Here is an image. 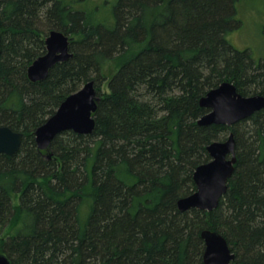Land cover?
<instances>
[{
  "label": "trees",
  "instance_id": "1",
  "mask_svg": "<svg viewBox=\"0 0 264 264\" xmlns=\"http://www.w3.org/2000/svg\"><path fill=\"white\" fill-rule=\"evenodd\" d=\"M97 1L0 0V126L24 134L17 153H0V252L13 264H205L209 228L232 264H264V108L232 126L198 123L201 98L224 81L264 94V60L228 39L242 0ZM53 29L73 56L32 81ZM90 80L94 132L68 130L39 149L35 130ZM231 133L238 160L218 207L181 211L207 146Z\"/></svg>",
  "mask_w": 264,
  "mask_h": 264
},
{
  "label": "water",
  "instance_id": "2",
  "mask_svg": "<svg viewBox=\"0 0 264 264\" xmlns=\"http://www.w3.org/2000/svg\"><path fill=\"white\" fill-rule=\"evenodd\" d=\"M70 36L53 29L46 38L47 50L37 57L28 68L32 81L45 79L50 69L58 62L73 56L70 49ZM2 52V27L0 25V53ZM100 97L94 80L86 82L71 93L60 104L55 113L35 130V140L39 149L49 150L55 137L65 131L91 134L96 128L95 112ZM200 103L209 109L198 119L199 125H234L264 108V94L243 95L231 81H224L210 89ZM23 132L9 126H0V153L13 155L20 150ZM211 159L197 166L194 180L197 189L178 200V208L188 211L192 208L212 211L228 190L238 160L235 134L225 140H215L207 146ZM205 240V264H232L235 253L227 239L217 230L206 228L202 231ZM0 264H13L9 256L0 252Z\"/></svg>",
  "mask_w": 264,
  "mask_h": 264
},
{
  "label": "rangeland",
  "instance_id": "3",
  "mask_svg": "<svg viewBox=\"0 0 264 264\" xmlns=\"http://www.w3.org/2000/svg\"><path fill=\"white\" fill-rule=\"evenodd\" d=\"M100 1V2H99ZM96 3L99 8H107L111 5V0H99ZM113 1V0H112ZM107 3V5L105 4ZM96 6V4H95ZM108 10L100 12V16H104ZM237 18L240 25L229 32L228 39L237 49H248L253 57L257 60H264V0H242L237 4ZM117 61L113 60L106 64L105 74H110L115 70ZM109 81H104L100 84L102 93H109ZM20 194L15 198L14 204L19 207ZM84 215V214H83ZM83 220H86L84 215ZM18 224L17 217L12 218L9 225H6L1 233V238L6 239L12 229Z\"/></svg>",
  "mask_w": 264,
  "mask_h": 264
},
{
  "label": "flooded vegetation",
  "instance_id": "4",
  "mask_svg": "<svg viewBox=\"0 0 264 264\" xmlns=\"http://www.w3.org/2000/svg\"><path fill=\"white\" fill-rule=\"evenodd\" d=\"M3 32V31H2ZM49 34V33H48ZM48 36V35H47ZM47 36H46V38H47ZM45 41H46V39H45ZM46 50H47V45H46Z\"/></svg>",
  "mask_w": 264,
  "mask_h": 264
}]
</instances>
